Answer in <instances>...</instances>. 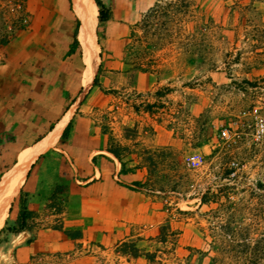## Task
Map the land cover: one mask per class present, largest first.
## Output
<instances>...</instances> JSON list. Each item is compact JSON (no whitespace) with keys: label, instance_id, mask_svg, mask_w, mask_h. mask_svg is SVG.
I'll return each instance as SVG.
<instances>
[{"label":"rangeland","instance_id":"obj_1","mask_svg":"<svg viewBox=\"0 0 264 264\" xmlns=\"http://www.w3.org/2000/svg\"><path fill=\"white\" fill-rule=\"evenodd\" d=\"M129 1L128 10H112V21L94 25L104 94L97 108L114 100L112 91L136 92V105L163 106L151 115L131 111L130 120L113 124L117 138L121 124L138 128L139 152L129 154L127 167L143 148L162 150L155 166L145 163L134 175L133 186L150 198L151 221L134 225L124 240L135 243L138 256L88 242L75 256L90 261L79 264H264V0H187L184 16H158L149 26L140 19L154 0ZM19 2L0 0V42L28 27L26 0ZM150 58L153 70L137 68ZM82 60L84 77L83 50ZM192 152L203 156L195 169L183 161ZM148 182L156 190H147ZM166 224V241L159 242L158 227Z\"/></svg>","mask_w":264,"mask_h":264},{"label":"crops","instance_id":"obj_2","mask_svg":"<svg viewBox=\"0 0 264 264\" xmlns=\"http://www.w3.org/2000/svg\"><path fill=\"white\" fill-rule=\"evenodd\" d=\"M101 2L111 12L102 23L112 21L118 5L128 10L133 3ZM26 3L28 27L16 30L0 45V179L64 116L62 130L67 126V136L61 140V130L29 165L1 226L0 264H79L90 261L89 255L75 256L86 243L116 245L131 236L134 225L150 224V198L133 186L139 168L119 172L118 160L105 150L106 136L92 114L83 112L86 105H101L104 94L92 82L83 87L80 22L74 12L72 16L71 4L67 0ZM125 177L132 185L122 180ZM55 186L61 188L56 194L60 213L46 207ZM18 197L34 216L27 220L30 227L8 231L20 209Z\"/></svg>","mask_w":264,"mask_h":264},{"label":"trees","instance_id":"obj_3","mask_svg":"<svg viewBox=\"0 0 264 264\" xmlns=\"http://www.w3.org/2000/svg\"><path fill=\"white\" fill-rule=\"evenodd\" d=\"M67 0L69 6L72 1ZM94 4L96 5V20L97 23L104 22L110 18L111 12L108 7H106L101 0H93ZM162 5H159V0H154L152 5L148 8L145 14L142 15V18L140 19V23L142 26H149L150 20L154 19L156 20L158 16H162L165 18H170L171 16L175 14H179L184 16L188 11V1L187 0H165L162 2ZM78 19V18H77ZM75 21V27L73 30V42L76 43V32H77V26H78V20ZM144 24V25H143ZM135 26V24H134ZM133 26V27H134ZM133 27L130 28L129 37L131 38L133 33ZM160 40L161 38L158 37ZM78 40V38H77ZM7 40H3L0 43L4 44ZM79 42V41H78ZM145 42V41H144ZM157 43V42H156ZM147 44V43H145ZM156 58H150V60H147L145 62L141 61L137 64V68L140 70L146 71V70H153L152 69V63H156ZM93 85H98L97 77L96 75L92 79ZM166 90H169L168 87L165 88ZM157 93V92H155ZM114 100L112 102L107 103V105L103 108H92V119L94 121V124L99 128V131L106 136V147L105 150L111 153L119 162L120 169L119 172H126V171H132L133 169H138L143 166H145V163H149L152 166H155L157 162V158L162 152L160 148L157 147H150V148H143L142 152L137 154L138 157H140V161L137 162L134 166L126 167V163L129 161H132V158H128L129 154L133 153L134 151H138L139 149H136V147L139 144V141L137 140V125L133 124L132 127L129 126V124H121V134L120 138L116 137V134L114 132V126L113 124L116 121H121L122 116L126 117V120H130V113L131 111L137 112L139 109H142L144 112H148L150 115L154 113H161L158 109L163 108L162 104L158 102H151L146 103L142 105H136L133 102L134 98H137V93L134 91L125 92V91H112ZM159 96V95H158ZM97 114L98 116H95L94 114ZM159 121V119H156ZM149 133H153V128H149ZM67 136V126H65L60 134V139L63 140ZM142 149V148H141ZM145 154V155H144ZM139 182L134 181L133 184L137 185ZM155 186L151 184L150 182L147 183V187H145L147 190H156L154 188ZM60 186H55L54 191L50 195V202L46 206L47 208H53L55 213L61 212V206H60V200H56V194L60 190ZM18 202L20 204V209L18 212V215L15 219L14 226L8 227V231H16L18 229L22 228H28L30 225L27 223V220L34 216V213L26 210L24 207V200L21 197H18ZM163 228L169 229V225L166 224L160 225L158 227V234L156 235V240L159 242H165L167 238V233L163 232ZM3 231L2 228H0V232ZM176 232L170 231L168 233L169 235H175ZM75 232L70 233V236H73ZM116 249L118 252L122 254H128L132 257L138 256L139 248L135 245V243L132 240L127 241H120L116 243ZM144 257L148 260H153V253H147L144 254Z\"/></svg>","mask_w":264,"mask_h":264},{"label":"bare ground","instance_id":"obj_4","mask_svg":"<svg viewBox=\"0 0 264 264\" xmlns=\"http://www.w3.org/2000/svg\"><path fill=\"white\" fill-rule=\"evenodd\" d=\"M72 8L80 22L77 38L81 43L88 67L83 77L85 87L90 86L98 63L97 45L94 36L96 5L93 0H71ZM67 117V116H66ZM66 117L59 120L49 136L41 143L26 149L18 161L0 179V228L8 207L15 199L24 175L35 157L44 152L58 138Z\"/></svg>","mask_w":264,"mask_h":264},{"label":"built area","instance_id":"obj_5","mask_svg":"<svg viewBox=\"0 0 264 264\" xmlns=\"http://www.w3.org/2000/svg\"><path fill=\"white\" fill-rule=\"evenodd\" d=\"M16 6H20L19 0H14ZM22 21H25V19H21ZM8 39V38H7ZM258 125L260 126V129L262 130V121L261 119L258 120ZM220 137H226V130H221L219 132ZM184 164L189 169H195L198 168L202 162H203V156L199 152H192L184 156Z\"/></svg>","mask_w":264,"mask_h":264}]
</instances>
